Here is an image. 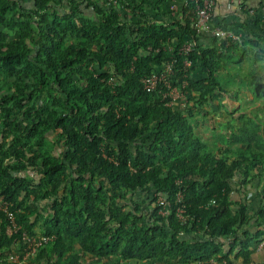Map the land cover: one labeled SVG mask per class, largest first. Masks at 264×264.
Returning a JSON list of instances; mask_svg holds the SVG:
<instances>
[{
    "label": "trees",
    "instance_id": "1",
    "mask_svg": "<svg viewBox=\"0 0 264 264\" xmlns=\"http://www.w3.org/2000/svg\"><path fill=\"white\" fill-rule=\"evenodd\" d=\"M168 1L0 0V264H264V45L205 46L203 0ZM245 87L263 114L222 102Z\"/></svg>",
    "mask_w": 264,
    "mask_h": 264
},
{
    "label": "crops",
    "instance_id": "2",
    "mask_svg": "<svg viewBox=\"0 0 264 264\" xmlns=\"http://www.w3.org/2000/svg\"><path fill=\"white\" fill-rule=\"evenodd\" d=\"M184 3L185 0H170L162 4L161 10L158 9L156 11L153 8L148 10L153 17L157 18L163 17L162 11L170 12V14L175 16V14L182 9ZM244 9L249 11L248 16L242 14V10ZM254 15H258V17L262 19L261 26L255 25V22L253 21L255 20L253 19L255 17ZM241 22H249V26L245 30V36L250 35L251 37L260 39L262 40V42H260L264 45V0H216L211 20V28L199 33L202 44L206 46L212 43L214 40V29L218 26L237 31V25ZM216 137H219L218 133H216L214 139ZM262 182H264V180H262ZM249 188L252 193V198H257L258 190H263V186L258 188L250 185ZM29 253L33 254L35 252L30 251ZM253 258L255 263L264 261V249L255 253Z\"/></svg>",
    "mask_w": 264,
    "mask_h": 264
},
{
    "label": "built area",
    "instance_id": "3",
    "mask_svg": "<svg viewBox=\"0 0 264 264\" xmlns=\"http://www.w3.org/2000/svg\"><path fill=\"white\" fill-rule=\"evenodd\" d=\"M216 0H203L201 5H198L196 14H197V30L200 33L201 31H206L211 28V20L213 16V11L215 8ZM214 37H219L221 39H232V40H241L242 35L240 32H237L233 29H227L221 26H218L214 29ZM194 43H189L184 49L186 51H189L193 48ZM175 61L169 62L167 66L165 67V72L168 74H173V67H174ZM186 65H190L189 61H186ZM162 80H166L165 76H159L158 74H153L150 77H147L144 79V85L147 91H152L155 89L158 85V83ZM174 91V94L172 95L174 98H177V94H180V92L176 89H172V92ZM9 206V202L5 200L4 197L0 196V211L7 213L11 223L14 226L15 230H19L20 226H17V222L15 220V215L13 211H11ZM30 242V246L32 248V252H36L38 247L43 244L44 242H47L51 239V237L46 236H40V237H32L27 238ZM264 245V243L260 244V248ZM18 257V256H17ZM213 264H222L218 262H214Z\"/></svg>",
    "mask_w": 264,
    "mask_h": 264
},
{
    "label": "rangeland",
    "instance_id": "4",
    "mask_svg": "<svg viewBox=\"0 0 264 264\" xmlns=\"http://www.w3.org/2000/svg\"><path fill=\"white\" fill-rule=\"evenodd\" d=\"M179 95L184 101V96H182V94H177V98L179 97ZM253 96L254 95L251 93V90L248 87H245L244 90L238 96L239 99L230 98L228 101L227 98L225 99L222 98V102L225 103L230 110H233V108L235 107L238 109V111L240 110L243 111L244 113L258 112V114H263V112L258 111V109L263 105L261 106V104L257 100L253 101ZM207 107L209 108V106ZM224 111L222 112L221 110L220 112H215L211 108H209L208 114L203 118V123L199 126L197 130L199 133L202 134L204 139L208 141L209 140L220 141V138L214 139L216 133H218V135L220 136V133L223 132L221 130L222 122L219 120L220 119L219 116L228 117V119L232 118V116H228ZM238 115L240 116V112H236L235 117L238 118ZM238 124H239V120L235 119L233 120L232 126H229L228 128L232 129L235 127L233 125H238ZM130 264H135V263H130Z\"/></svg>",
    "mask_w": 264,
    "mask_h": 264
}]
</instances>
